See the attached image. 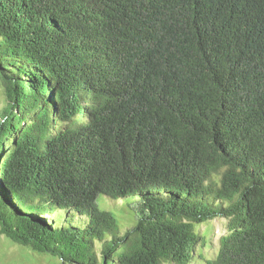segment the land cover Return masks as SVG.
<instances>
[{
  "label": "trees",
  "instance_id": "trees-1",
  "mask_svg": "<svg viewBox=\"0 0 264 264\" xmlns=\"http://www.w3.org/2000/svg\"><path fill=\"white\" fill-rule=\"evenodd\" d=\"M0 88V235L189 264L220 218L206 264H264V0H0ZM99 195L138 196L123 233Z\"/></svg>",
  "mask_w": 264,
  "mask_h": 264
},
{
  "label": "rangeland",
  "instance_id": "rangeland-1",
  "mask_svg": "<svg viewBox=\"0 0 264 264\" xmlns=\"http://www.w3.org/2000/svg\"><path fill=\"white\" fill-rule=\"evenodd\" d=\"M4 96L2 89L0 88V111L4 107ZM151 190L150 188H148ZM153 191V190H152ZM133 205L138 204V196L128 197L125 200H111L103 195H99L96 198L95 205L101 210L110 213L116 220L118 226L121 228V233H123L130 225L132 217L130 216V208L128 203ZM64 211L56 210L50 216H45L44 220L51 221L54 223V227L57 226H68V222L64 220ZM69 215V213H68ZM73 221L76 223H85V218L80 216H74ZM70 225V223H69ZM225 226V220L216 218L213 220H208L199 225V231L206 232L202 233L205 238V242L209 245L211 240L212 245L216 251L205 252L202 259L196 261H190L189 264H206V260L214 257V253L217 252V238L223 235ZM198 228H195V233H198ZM95 249L98 250V244H95ZM0 264H58V259L47 254L32 252L28 247L20 246L12 243L9 239L0 235Z\"/></svg>",
  "mask_w": 264,
  "mask_h": 264
}]
</instances>
